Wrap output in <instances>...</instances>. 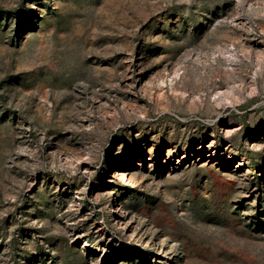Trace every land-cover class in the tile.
Listing matches in <instances>:
<instances>
[{"label":"rangeland","instance_id":"374dc122","mask_svg":"<svg viewBox=\"0 0 264 264\" xmlns=\"http://www.w3.org/2000/svg\"><path fill=\"white\" fill-rule=\"evenodd\" d=\"M0 264H264V0H0Z\"/></svg>","mask_w":264,"mask_h":264}]
</instances>
